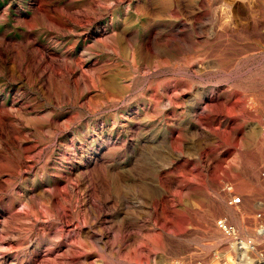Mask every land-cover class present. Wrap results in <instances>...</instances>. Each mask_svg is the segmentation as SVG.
<instances>
[{"label":"rangeland","instance_id":"1","mask_svg":"<svg viewBox=\"0 0 264 264\" xmlns=\"http://www.w3.org/2000/svg\"><path fill=\"white\" fill-rule=\"evenodd\" d=\"M223 2L0 0V264L219 263L264 123V0Z\"/></svg>","mask_w":264,"mask_h":264},{"label":"built area","instance_id":"2","mask_svg":"<svg viewBox=\"0 0 264 264\" xmlns=\"http://www.w3.org/2000/svg\"><path fill=\"white\" fill-rule=\"evenodd\" d=\"M263 147L259 159L257 187L246 193L234 182L224 183V203L232 208L236 219L223 213L214 226L227 241L228 251L218 264H264V123H253ZM247 223L250 227H247ZM187 264H196L188 262Z\"/></svg>","mask_w":264,"mask_h":264},{"label":"bare ground","instance_id":"3","mask_svg":"<svg viewBox=\"0 0 264 264\" xmlns=\"http://www.w3.org/2000/svg\"><path fill=\"white\" fill-rule=\"evenodd\" d=\"M223 1H224V2H223L224 4L227 2V0H223ZM228 1H229V0H228ZM243 10H244L245 12H247V11L250 12L249 10H245V9H243ZM227 11H228V10H227ZM239 11H240V10H239ZM227 14H228V13H227ZM245 14H246V13H245ZM248 14H249V13H248ZM114 78H115V77H114ZM115 79H116V78H115ZM117 80H118V78H117ZM107 81H108V80H107ZM117 83H118V82H117ZM142 86H143V85H142ZM251 138H252V135H251Z\"/></svg>","mask_w":264,"mask_h":264}]
</instances>
